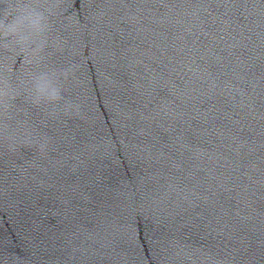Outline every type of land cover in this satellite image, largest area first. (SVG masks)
<instances>
[{
  "label": "water",
  "instance_id": "obj_1",
  "mask_svg": "<svg viewBox=\"0 0 264 264\" xmlns=\"http://www.w3.org/2000/svg\"><path fill=\"white\" fill-rule=\"evenodd\" d=\"M21 2L47 47L0 48V264H264V24L230 0L0 16ZM40 73L60 99L33 102Z\"/></svg>",
  "mask_w": 264,
  "mask_h": 264
},
{
  "label": "clouds",
  "instance_id": "obj_2",
  "mask_svg": "<svg viewBox=\"0 0 264 264\" xmlns=\"http://www.w3.org/2000/svg\"><path fill=\"white\" fill-rule=\"evenodd\" d=\"M47 27V18L37 7L22 2L5 5L4 14L0 16V48L37 56L47 47ZM8 72L6 66L0 70V106L5 109L15 99ZM28 86L34 103L52 102L61 97L60 89L47 73L33 76Z\"/></svg>",
  "mask_w": 264,
  "mask_h": 264
}]
</instances>
